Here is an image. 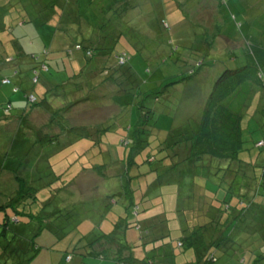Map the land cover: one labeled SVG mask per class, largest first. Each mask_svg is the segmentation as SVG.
I'll return each instance as SVG.
<instances>
[{"label":"trees","instance_id":"1","mask_svg":"<svg viewBox=\"0 0 264 264\" xmlns=\"http://www.w3.org/2000/svg\"><path fill=\"white\" fill-rule=\"evenodd\" d=\"M129 1L111 0L107 3L103 14L108 17V13H115L116 21L109 18L104 22L106 18L102 20L96 18L98 22L94 25L95 38H87L86 42H72L73 44L64 50L71 58L75 52H81L87 61L92 57L110 59L108 67L103 68L110 69L109 74L112 77L118 73L114 79L116 85H119L118 92L123 90L121 91L123 95L129 93L136 96L137 102L134 106L131 104L123 122L125 123V120L131 122L130 128L125 126V131L129 132L128 136L120 142L125 146L130 145L129 150H125L124 153L117 150L111 153L109 150L107 153L112 159L114 157V164H120V171H117L114 177L109 176L107 179L108 175L103 173L109 168V162L101 161L94 164L92 159L103 152L99 146L103 134L119 133V121L112 122V119L109 120L110 124L105 125L69 123L68 110L75 108L74 116L80 114L78 103L83 98H75L65 103L63 108H58L59 98L66 99L67 91L65 92V89L61 92L65 85L63 82H56L55 78L45 76L54 67L48 58V48L31 55L22 53L34 63L26 69H15L13 76H4L0 79L4 85L11 84L15 92L21 91L28 103L27 107H24V114L19 118L21 120L16 122L15 136L9 137L19 140L16 143L22 146L21 152L8 156L12 149L9 150L7 153L9 158H6V163L0 169L14 174L18 189L14 191L16 194L11 196L10 200L0 202V211L6 213L3 222L0 223V241L11 235L19 236L16 240L18 242L24 240V251L29 245L31 250H39L35 242L29 244L26 238L27 228L33 230L34 227L36 230L46 229L68 244L67 240L70 239L68 235L75 229L82 228L72 220L73 214L70 209L72 205H66L69 199L73 202L77 193L72 184L83 170H94L106 180L103 184L105 192H100L92 201V203L100 201V205L95 206L94 213L101 210L102 214L97 213L94 219L92 217L93 225H86L85 228H89L90 231L84 230L83 237L77 241L74 248L70 252L66 251L67 261L73 260L75 255H81L82 258L98 259V264H175L178 260L176 249L187 247L191 250L190 253L188 251L190 257L187 260L190 264H211L217 261L218 253L237 257L244 254L243 260L246 262L248 259L247 264H262L260 263L264 258L262 250L257 252V249L251 246L253 243L250 235L256 224L250 220L248 212L257 205V193L255 187L251 197L248 196L249 192L244 191L247 184L243 182V168L244 165L251 167V163L249 159L240 158V153L246 150L242 127L244 114L256 94L264 95V14L253 22V27H250L247 33L250 50L244 55L246 60L239 59L241 63L239 68H226L217 78L197 126H191L193 130L188 127V133L183 131L182 127H173L168 133L165 132L166 135L164 133L161 136V140L156 136L155 141L150 142V131L157 129L160 114H170V110L159 112L156 103L169 86L184 78L162 83L145 91L144 96L154 98L151 106L145 105L146 99L141 91L142 80L132 65L130 51L133 47L118 24L122 19V12L130 8ZM51 4L53 9L58 5L53 2ZM69 5L70 3L60 4L58 9L61 13L62 10L66 12ZM73 6L77 12L71 13L73 20L70 21L69 18L59 22L63 25V28H59L63 32L69 31V24H74L76 19L80 20L79 4L74 3ZM54 14L58 13L51 16L54 17ZM51 18L49 16L50 20ZM19 56L22 57L20 54ZM7 58V61L14 59ZM200 63L202 64L199 62L197 65ZM81 75H86L84 70L72 76H75V79ZM86 78L88 79L87 76ZM100 86L95 82L94 86L91 84L90 87L98 89ZM12 104L10 101L2 104L5 117L15 115ZM35 106L46 108L51 113L48 126L51 128L53 124L60 126L62 131L52 135L49 129L46 132L39 127L32 129L31 133L37 140L31 145L30 151L25 152L28 143L26 136L30 133V130L25 132V126L29 124L26 115ZM40 136L42 138L39 139ZM163 137L166 138L162 139ZM41 148L43 152L39 154ZM56 149L61 150L55 152ZM35 151L36 156L33 155ZM60 152V156L52 157L53 154ZM9 159L11 162L7 161ZM29 161L30 166L34 168L27 176L23 168L29 165ZM181 166L186 170L182 171L183 173L179 171ZM252 166L259 167L256 163ZM169 173H172L170 178ZM258 182L257 176L256 186ZM185 185L187 194L182 196L181 187ZM168 188L173 192L168 194L170 202L166 205L164 198ZM66 190L72 194H66ZM20 207L21 211L18 209ZM8 208L27 216L29 223L25 225L23 231L20 229L13 232L10 229L11 222L18 224L20 221L17 216L14 219L10 218ZM112 211L119 214L113 218V222H107L108 225L103 228L102 220L99 218L104 214H112ZM175 224L179 227L176 242L169 241ZM131 227L139 230V244L131 245L127 240L126 230ZM91 229H95L96 235L89 241L86 240L87 237L94 233ZM33 233L34 231H31V234ZM81 240H84V244ZM101 240L106 241L107 248L116 251L113 259L108 258V249L102 251L95 249ZM19 250H22L20 245L12 247L10 244L0 242V264L30 262L31 258L22 256ZM24 251L22 254H25ZM185 256L187 257V254Z\"/></svg>","mask_w":264,"mask_h":264},{"label":"rangeland","instance_id":"2","mask_svg":"<svg viewBox=\"0 0 264 264\" xmlns=\"http://www.w3.org/2000/svg\"><path fill=\"white\" fill-rule=\"evenodd\" d=\"M110 1L0 0L1 46L5 47L4 43L7 39L3 38L6 32H15L23 42L26 40L28 43L25 41V44L28 45L32 39H37L36 36L40 35L45 27L51 29L63 28V25L59 24V22L69 18H71V21L73 20L71 13H77L74 10V3L79 4L80 19H84L86 22H93L96 18L101 20L106 18L104 19L105 21L103 20L104 22L111 18L115 22V13H112L113 15L108 13V17L103 14L106 4ZM52 2L58 4L55 9L51 7ZM67 3H70L69 8L66 12L62 10L63 13H61L58 7L60 4ZM129 5L130 8L122 12V19L118 24L123 30L124 36L132 44L133 49L130 51L132 54V65L142 80V95L145 91L162 83L165 84L178 78H184L182 81L169 86L160 97L159 102L156 103V108L159 112L170 110V117L164 113L160 114L156 125L157 129L150 131L149 140L150 142L155 141L156 136L158 140H161V136L165 132L171 131L173 127H182L183 131L188 133L187 128L189 127L193 130L192 127H196L201 119L207 99L210 97L214 84L223 70L226 68H239L241 65L239 59L246 60L244 55L250 50L247 33L253 27V22L264 14V0H130ZM53 13L58 14H54L55 16L53 17L51 16ZM49 16L50 18L52 17L51 20ZM110 26L113 28L112 25ZM31 27L37 31L36 36L31 32L29 33ZM123 46L125 47V45ZM54 53L55 50L51 54ZM199 62H202V64L197 65ZM69 63L68 57H66L63 64L51 68V71L46 73L45 76L55 78L56 82H64L71 75ZM104 69V71L93 73L92 80L96 81L97 85H101L98 89L84 85L83 89H80L78 96L76 94V98H83L78 103L81 113L77 116H74V114L68 115V120H70L69 123L72 125H105L110 124L109 120L112 119V122L119 121V133L107 132L103 134L99 144L103 152L100 155L94 153L97 155L95 159H92L94 164L101 163V161L110 163L109 168L103 171L104 174L108 175V179L109 176V178L114 177L117 171H120V164H114V157L112 159L107 153L109 150L111 153H115L116 150L121 151V153L129 150L130 145L125 146L120 142L125 136H128L129 132L125 131V126L130 128L131 122L126 120L125 123L123 122L128 113L127 111L131 108V104L134 106L137 100L133 94L127 93L123 95V90L118 92L117 86L119 85L114 82L118 74L112 77L109 74L111 70L108 68ZM116 81L118 82V80ZM121 84L125 86V84ZM260 88L262 89L263 87L261 86ZM0 93L2 95L0 97V109L5 110L2 104H6L9 99L15 106L13 109L15 112H18L17 108L24 106L16 103L17 97H21L25 102L24 94L18 91L15 92L11 84L4 85L0 82ZM12 96H14V99H12ZM144 99H146V106H151L154 103V98L144 96ZM0 114H2L1 110ZM50 116L51 114L49 113L35 114L31 119L35 121V125L43 132L49 129L52 131V135L60 133L62 131L60 126H52V128L48 126ZM242 127L246 150L240 153V158L249 159L248 161L251 163V167L244 165L243 168V182L247 184V188L244 191L249 192L248 196L251 197L255 187L257 193V205L248 211L250 220H253L254 224H256L250 235L253 243L251 246L253 249L256 248L257 252L262 250L264 254V95L262 93L256 94L253 98L250 107L244 114ZM40 138L42 137L40 136ZM26 140L28 143L24 150L29 152L32 148L31 145L37 138L32 136V133H29L26 136ZM16 141L19 140L6 138V135L0 130V169L6 163L8 156H14L21 150V145L16 143ZM29 144L30 146H28ZM10 146L12 147L10 148ZM11 149L12 151L9 152ZM59 150L61 149H56L55 152ZM33 155L36 156L37 152L35 151ZM60 155L61 152L53 154L52 157ZM13 158L15 157H10V159ZM10 159L7 161L11 162ZM39 162L44 163L43 161ZM254 163L259 165V167L255 168L252 166ZM33 168V166H30L29 161V165L24 167L23 170L26 171L28 176L33 171ZM179 171L186 170L181 166ZM188 171L189 169H187ZM171 176L172 173H169L168 178ZM257 176L259 182L256 186L255 178ZM104 181L106 180L97 171L83 170L77 176L74 184H72L75 192H77L73 202L70 201L72 199L65 195L69 199L66 205H72L70 207L73 214L72 220L82 226L81 230L77 228L68 235L70 238L67 240L68 244L48 230H36L34 227L33 230H30V227L27 228L26 238L29 244L35 242V246L39 247V250H31L29 245L27 250L24 251V240L22 239L19 242L16 240V238L19 239V236L8 235L7 239L0 242L10 244L12 247L20 245L22 249L19 250L20 254L26 256V258H31V261L27 262V264H98V259L82 258L81 255H75L73 260L67 261L65 253L66 251L70 252L74 248L78 243L77 241L83 237L82 232L84 230V232L90 231L89 228H85L86 225H93L91 222L92 217L94 219V215L97 216V213L98 215L102 214L101 210H97L96 214L94 213L95 206L100 205V201L95 203H92V201L100 195V192H105ZM16 182L13 173L8 170H0V202L8 201L11 196L16 194H14L17 189ZM181 188L183 189L182 196L186 195L187 185ZM67 191H65L66 194H72L71 191ZM46 192L49 194L48 191ZM171 192L173 191L170 188L166 191L164 198L166 205L170 202V195L168 194ZM18 209L21 211V207ZM167 209L171 210L170 207H167ZM7 212L11 219L17 216L20 221L18 224L11 222L10 229L13 232L20 229L23 231L25 225L29 223L27 216L15 212L12 208H8ZM5 214L4 211H0V223L3 222ZM118 214L112 211V214H104L103 217L99 218L98 216L97 218L103 221L101 223H103L104 228L108 225L107 222H113V218ZM253 222L251 221V224ZM31 225L33 226L32 223ZM178 228L175 224L169 241H177L179 236ZM91 230L94 233L89 235L86 240L91 241L96 235L95 229ZM31 231H34V233L31 234ZM126 234L127 240L131 245L139 242L140 234L137 228H128ZM81 241L84 244V240ZM107 247L106 241L101 240L97 243L95 249L99 251L108 249V258L113 259L116 251ZM22 251L25 254H22ZM188 251L190 253L191 250L187 249V247L177 248L176 257L178 260L182 257L186 258V254L188 260L190 257ZM243 257H245L244 254L237 257L218 253L217 261L211 264H247L248 259L244 262ZM260 263L264 264V258ZM187 264L190 263L187 261Z\"/></svg>","mask_w":264,"mask_h":264},{"label":"crops","instance_id":"3","mask_svg":"<svg viewBox=\"0 0 264 264\" xmlns=\"http://www.w3.org/2000/svg\"><path fill=\"white\" fill-rule=\"evenodd\" d=\"M97 22L98 21L96 20H94L93 22L90 21L86 22L84 19L82 20L80 19L79 21L78 19H76L74 24H69L70 30L67 32H63V30H60L59 28L51 29L45 27L43 29V32L38 36H36L37 31H35V29H32L31 27V29H29V33L30 32L33 33L38 40L32 39L31 43L28 45L25 44L26 40L23 42V40H21L19 35H17L15 32H11V33L6 32L3 38V39H7L6 42L4 43L5 47L1 46L2 41L0 40V77L2 78L4 76L6 77L13 76V71L15 69H19V70L24 68L26 69V67L34 63V61L30 59L28 56L24 57L22 53H24L25 55L29 53L31 55L32 53L41 52L45 48H48L49 50V55H48L49 61L54 65V67H58L60 64H63L65 62L66 57H68L67 54L64 52V50L67 49L71 44H73L72 42L74 43L78 41L86 42L87 38H93V37L95 38L94 25ZM53 50H55V53L51 54ZM17 54L18 55L20 54L22 57L20 56L18 57ZM7 57L9 58L12 57L14 59L12 61H7L8 60ZM68 60L70 62L69 66L71 70V75L66 80H64L63 84L65 85L63 86L64 88L61 89V92H63L66 89L65 90V92L67 91L66 99L59 98L58 108H63L67 104V102L74 100L76 98V94L78 96L80 89L81 88L83 89L84 85L91 88L90 86L93 82V86H94L96 81L94 82L92 80L94 76L93 73L103 70L104 69L103 67H105V65L107 66L108 62L110 61V59L108 58L106 59L104 57L100 59L98 58L95 59L92 57L91 60L87 61L81 52H75L73 58L68 57ZM80 70H84L86 75H81L74 79L75 76L72 75H74V73H78ZM86 76L88 77V79L86 78ZM1 96L2 95H0V97ZM12 99H14V96H12ZM24 100L25 102L22 100L21 97H17L16 103L24 106L17 108L18 112H15V115L12 116L7 115L5 117L6 114L3 112L4 110L1 109L2 114H0V130H2V132L6 135V138L8 139L9 137L15 136L14 135L15 125L18 123L19 120H21L19 118L25 112L24 107L25 106L27 107L28 105L27 100L26 99ZM9 101L12 102L10 99ZM12 105L14 106V104ZM74 111H76V109L71 108L70 110H68V113L71 115L74 114ZM42 113L51 114L48 110H46V108L43 109L42 106H35L30 110V112L26 115L29 124L25 126V132L28 130H30V133L33 132L32 129H35L37 126L35 125V121L31 119V117H33L35 114H42ZM53 126L56 125L53 124ZM64 138H68V136H64ZM39 152L38 153L41 154L43 152V149L41 148ZM175 264H187V257L186 258L182 257L181 259L177 260Z\"/></svg>","mask_w":264,"mask_h":264},{"label":"built area","instance_id":"4","mask_svg":"<svg viewBox=\"0 0 264 264\" xmlns=\"http://www.w3.org/2000/svg\"><path fill=\"white\" fill-rule=\"evenodd\" d=\"M6 81H8V80H6Z\"/></svg>","mask_w":264,"mask_h":264}]
</instances>
